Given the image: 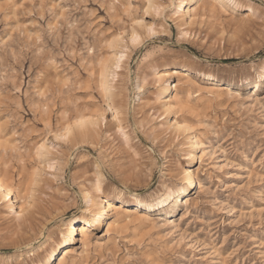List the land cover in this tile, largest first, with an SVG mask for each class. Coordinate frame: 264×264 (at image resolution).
I'll return each mask as SVG.
<instances>
[{
	"label": "rangeland",
	"instance_id": "obj_1",
	"mask_svg": "<svg viewBox=\"0 0 264 264\" xmlns=\"http://www.w3.org/2000/svg\"><path fill=\"white\" fill-rule=\"evenodd\" d=\"M179 4L0 0V178L27 206L0 199L6 264H51L85 192L147 217L102 219L66 264H264V0H202L188 25ZM172 69L191 77L167 113Z\"/></svg>",
	"mask_w": 264,
	"mask_h": 264
},
{
	"label": "bare ground",
	"instance_id": "obj_2",
	"mask_svg": "<svg viewBox=\"0 0 264 264\" xmlns=\"http://www.w3.org/2000/svg\"><path fill=\"white\" fill-rule=\"evenodd\" d=\"M230 1L233 2L234 0H230ZM181 3H182V0H180V4L178 5V7L180 8V11H181L180 17L182 19V25H188L190 22H192V20H194L193 18L197 14V9H198L197 7L200 3H202V0H189V3L186 6H184L183 8H181L182 7ZM246 14L248 15V13H246ZM247 15L245 16L246 18H247ZM194 22H195V20H194ZM123 55H119V58H121ZM118 62H119V60H118ZM110 63L111 62H109V65H110ZM104 66H105V64H104ZM116 67L119 68V64H116ZM102 68H105V67H102ZM107 68L110 69V67H107ZM105 74H107V73H105ZM190 74L191 73L185 69H172L169 72H165V73H161V74L158 73L157 76L167 75V76H172V77L174 76L177 78V80L174 82L173 87L171 89H170V85H171L170 83H169L170 85H167L164 89L167 94L163 98V100H161V107L164 108L165 112L169 113V112L173 111L174 106H175L174 108H176V104L179 102V100H178L179 98H177V82L180 79H182L184 81L187 79L190 80V77H191ZM103 77H105V76H103ZM208 80L213 81V83H210L212 85H216V83H218L217 82L218 78H216L215 76H210ZM101 82H102V79H101ZM236 85H238V84H236ZM241 85H244V84L240 83L238 86H241ZM232 86H233V83L228 82L225 84H221V86H220L221 88H218L217 90H219L220 92H223L225 94H228L232 91L231 90ZM105 89H106V92L108 94L112 93L110 87L107 86V88H105ZM207 93L212 95L213 91H208ZM115 113H117V112H115ZM173 113L174 112H172L171 114H173ZM114 117H115V114H114ZM93 121H91V122H93ZM172 126H173L174 130L180 131V129H181V126L177 122H174L172 124ZM182 126H183V124H182ZM68 132H69V130H66V133H68ZM41 146H43V144ZM184 174L185 175L183 178V182L186 184V186L188 188H195V186H197V190H200L202 188L201 184L195 180L194 173L192 170L188 169L185 171ZM94 189H95V192L97 193L99 191V186L95 185ZM175 190H177V189H175ZM169 192H170V190H169ZM117 195L119 196V200L117 202H114V200H111V199H105L104 197H103V199L98 200L101 203V207L99 208V207H97L98 206L97 204H100V203H97L98 201H96V199H95V198H99V196L94 195L93 197H91L88 193H86V192L84 193V198H85L84 200L86 201V203H85L86 207L83 210H81V215L70 217L67 220V222L65 223V228L62 231L61 240L58 242L56 241L54 243V245L51 246V248L48 252L47 258L52 257L51 264H66L67 259L70 258L74 254V246L79 241L78 235H83V234L87 233L88 231L97 228L100 225L101 221H103L102 219L106 220L103 234L109 235V234H111L112 231H114L116 225H118V223L120 222V220L122 218L128 219L130 216H138V215H142L143 217H147V214L142 213L139 210V209L147 206V203L144 201V199L136 197V198H134L135 204L133 206L127 207L124 205L125 202L122 200L123 194L118 193ZM168 195L171 196V193H169ZM6 198L10 199V206H9L10 211L9 212L13 213L15 216H18L19 214L21 216V213L24 212L25 208L27 207V206L26 207L24 206L25 202L22 201V199L20 200V197L16 193H14V191H12V189L9 188L5 184V182L3 181L2 178H0V199H6ZM165 198H166V196H165ZM181 200H182L181 205H184V206H187V205L191 204L190 202H192V201H190L191 197L189 194H185L181 198ZM122 212H123V216L119 215V213H122ZM86 213H88V215H89L88 218H86V215H85ZM180 215H182V214H180ZM86 246H87V244L84 243L83 247H86ZM83 250H85V249H83ZM6 263L7 262L4 260V258H3V260L0 259V264H6Z\"/></svg>",
	"mask_w": 264,
	"mask_h": 264
}]
</instances>
